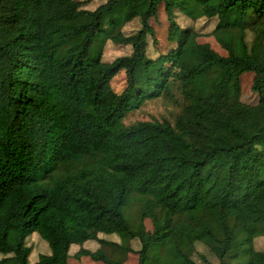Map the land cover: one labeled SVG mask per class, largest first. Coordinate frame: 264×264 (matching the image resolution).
Wrapping results in <instances>:
<instances>
[{"label":"trees","instance_id":"obj_1","mask_svg":"<svg viewBox=\"0 0 264 264\" xmlns=\"http://www.w3.org/2000/svg\"><path fill=\"white\" fill-rule=\"evenodd\" d=\"M233 221L264 264V0H0V264H226Z\"/></svg>","mask_w":264,"mask_h":264},{"label":"rangeland","instance_id":"obj_2","mask_svg":"<svg viewBox=\"0 0 264 264\" xmlns=\"http://www.w3.org/2000/svg\"><path fill=\"white\" fill-rule=\"evenodd\" d=\"M236 16L228 18V20H235ZM160 34L163 35L165 28L162 27ZM203 63V59L200 52L195 44H190L185 51L184 57L181 61L182 71L188 72L194 66H199ZM156 105L148 106L146 112H150L151 108L154 109ZM141 205L138 202H134L130 208L125 211V216L129 220L133 229L139 220ZM235 230L237 240L235 241L239 247L233 251L227 258L226 264H249L250 254L247 252V248L243 246L246 240L245 234L241 231L238 224L233 221L231 223ZM186 232L194 239H200L206 243L218 244V239H223V233L218 226L212 220H205L202 222L199 229H186ZM114 240L118 241L117 238ZM195 262V258H194ZM13 264V263H11ZM149 264H186L183 259L178 258L173 243H169L166 246H154L150 254Z\"/></svg>","mask_w":264,"mask_h":264},{"label":"clouds","instance_id":"obj_3","mask_svg":"<svg viewBox=\"0 0 264 264\" xmlns=\"http://www.w3.org/2000/svg\"><path fill=\"white\" fill-rule=\"evenodd\" d=\"M185 51H186V50H185ZM184 54H185V53H184ZM200 55H201V53H200ZM183 57H184V55H183ZM183 57H182V59H183ZM201 57H202V55H201ZM202 59H203V57H202ZM203 63H204V59H203ZM203 63H202V64H203ZM202 64H201V65H202ZM201 65H199V66H201ZM194 67H195V66H194ZM191 69H192V68H191ZM191 69H190V70H191ZM190 70H189V71H190ZM189 71H188V72H189ZM183 72H184V71H183ZM184 73H187V72H184Z\"/></svg>","mask_w":264,"mask_h":264}]
</instances>
